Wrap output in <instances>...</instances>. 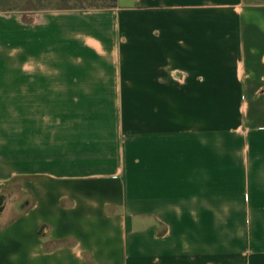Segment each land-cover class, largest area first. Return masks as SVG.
Instances as JSON below:
<instances>
[{"label":"crops","instance_id":"obj_1","mask_svg":"<svg viewBox=\"0 0 264 264\" xmlns=\"http://www.w3.org/2000/svg\"><path fill=\"white\" fill-rule=\"evenodd\" d=\"M0 264H264V0L0 12Z\"/></svg>","mask_w":264,"mask_h":264},{"label":"rangeland","instance_id":"obj_2","mask_svg":"<svg viewBox=\"0 0 264 264\" xmlns=\"http://www.w3.org/2000/svg\"><path fill=\"white\" fill-rule=\"evenodd\" d=\"M68 7L73 9H91L109 7L112 5V0H70ZM65 5H39L32 0H0V12L10 11H34V10H58Z\"/></svg>","mask_w":264,"mask_h":264},{"label":"trees","instance_id":"obj_3","mask_svg":"<svg viewBox=\"0 0 264 264\" xmlns=\"http://www.w3.org/2000/svg\"><path fill=\"white\" fill-rule=\"evenodd\" d=\"M33 2H36L37 4L39 5H53V4H59V5H65L64 7H62L63 9H73L72 7H68L66 5H69V1L70 0H32ZM117 0H112V5L111 6H114L116 4ZM109 6V7H111ZM101 8H105V7H101ZM4 209V196L1 195L0 196V214L1 212L3 211Z\"/></svg>","mask_w":264,"mask_h":264}]
</instances>
